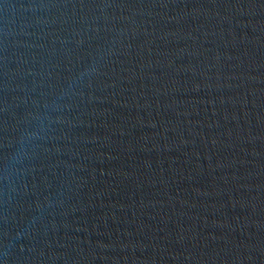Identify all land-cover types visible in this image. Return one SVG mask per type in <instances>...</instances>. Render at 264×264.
<instances>
[{
	"label": "water",
	"instance_id": "1",
	"mask_svg": "<svg viewBox=\"0 0 264 264\" xmlns=\"http://www.w3.org/2000/svg\"><path fill=\"white\" fill-rule=\"evenodd\" d=\"M0 264H264V0H0Z\"/></svg>",
	"mask_w": 264,
	"mask_h": 264
}]
</instances>
